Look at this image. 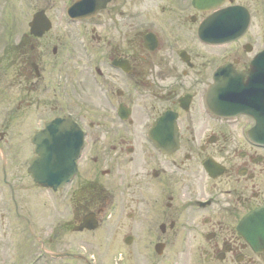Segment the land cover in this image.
<instances>
[{"label":"flooded vegetation","instance_id":"1","mask_svg":"<svg viewBox=\"0 0 264 264\" xmlns=\"http://www.w3.org/2000/svg\"><path fill=\"white\" fill-rule=\"evenodd\" d=\"M20 5L21 24L0 26V264H26L27 240L68 254L55 264L89 254L88 240L98 264L133 257L126 240L161 257L175 246L188 264H264V235L249 240L264 215L246 219L264 208V147L252 143H264V68L256 115L215 109L219 67L247 86L255 58L264 65V0ZM41 10L51 27L36 35ZM57 118L84 145L72 180L46 188L28 171L33 137Z\"/></svg>","mask_w":264,"mask_h":264},{"label":"rangeland","instance_id":"2","mask_svg":"<svg viewBox=\"0 0 264 264\" xmlns=\"http://www.w3.org/2000/svg\"><path fill=\"white\" fill-rule=\"evenodd\" d=\"M20 4H21V0H13L12 3L9 0H0V8L4 7V11H9V13H6V17L10 16V19L11 20L13 19L14 23L16 22L17 24L19 22L21 24V19L19 18V15L17 13L19 7L22 6ZM13 5H15V6L12 8ZM102 241H105V240H102ZM25 244H26L25 245L26 246L25 257H26V260H28L33 255V253L35 252V248L32 246V242H30V241H26ZM81 245L83 247H85L89 251L94 250L95 247H96V244L94 242H92L91 240L82 242ZM120 245L121 244L114 243V244H112L110 246H106L105 250L103 251V252H105V254L103 256L104 260L107 261V259L110 258V256L113 253L118 251L119 248H121ZM144 246H145V248L147 246V248L145 249ZM137 248L138 249L142 248L140 250H142V252L145 255H143V256L138 255V257H135L136 256L135 255V250ZM148 248H149L148 247V243H140V242H134V243H132V245L128 246L126 248V250L129 252V254L132 253L133 258L135 257V260L131 264H147V262L142 260L141 257L143 259H145V257H146V258H148L150 260H153V264H172L175 261L177 262V264H188V260H186V259L173 258L172 253L170 251L176 250L175 246L173 248L172 247L169 248L170 251L165 253L162 257H158V256H156L154 254H151V252H149Z\"/></svg>","mask_w":264,"mask_h":264},{"label":"water","instance_id":"3","mask_svg":"<svg viewBox=\"0 0 264 264\" xmlns=\"http://www.w3.org/2000/svg\"><path fill=\"white\" fill-rule=\"evenodd\" d=\"M40 24H41V22H40ZM32 25H33V23H32ZM42 25V24H41ZM222 86H223V84H222ZM222 86L221 85H219V90H221V88H222ZM226 89V88H225ZM229 91H231V90H229ZM220 93V92H219ZM222 99H219V103H221V105H223L224 106V108H226V110L224 109L223 110V112H230V111H234V112H237V111H242V108H243V106H242V104H239V103H237L236 101L238 100V98L237 97H234V96H232V95H226L225 97L224 96H220ZM227 99H229V100H227ZM230 100H235V101H230ZM48 131H49V129H47L44 133L45 134H47L48 133ZM55 139H56V142H57V146L59 147V146H62V142H60L59 141V139H61L62 140V136L61 135H59V136H55ZM40 151V150H39ZM48 164V163H47ZM50 164V163H49ZM57 164H59V165H65V166H70L71 165V163L70 162H63V163H60V162H58ZM44 167H46V173L48 172V169H47V165H46V163H45V166ZM61 168V166L59 167V166H57V169H59V170H61L60 169ZM34 170V169H33ZM34 172V171H33ZM45 173V174H46ZM67 174H68V172H65L62 176L60 175L59 176V178L58 179H62V178H64V177H66L67 176ZM50 175V170H49V172L46 174V177H44V178H47L48 176ZM47 179H49V178H47ZM259 210L258 211H255L254 213H252V217H251V219H253V218H256V217H258L259 216Z\"/></svg>","mask_w":264,"mask_h":264}]
</instances>
